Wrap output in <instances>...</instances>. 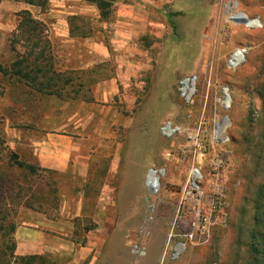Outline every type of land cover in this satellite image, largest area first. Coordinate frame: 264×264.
<instances>
[{"label": "rangeland", "instance_id": "obj_1", "mask_svg": "<svg viewBox=\"0 0 264 264\" xmlns=\"http://www.w3.org/2000/svg\"><path fill=\"white\" fill-rule=\"evenodd\" d=\"M101 1L0 0V264H21L20 226L68 245L31 264H126L130 252L133 264H242L237 240L249 231L264 156V0H244L261 24H245L239 38L229 28L241 24L226 11L232 0H215L218 33L208 28L190 41L202 48L179 51L167 48L180 39L170 17L160 36L140 26L126 33L118 10L141 0ZM27 15L41 22L39 39L20 28ZM56 137L75 141L81 161L40 164L36 143ZM179 219L193 224L184 231Z\"/></svg>", "mask_w": 264, "mask_h": 264}, {"label": "crops", "instance_id": "obj_2", "mask_svg": "<svg viewBox=\"0 0 264 264\" xmlns=\"http://www.w3.org/2000/svg\"><path fill=\"white\" fill-rule=\"evenodd\" d=\"M143 1L144 8L151 3L152 11L149 13L146 11H142L139 7L142 8L140 2ZM137 2L138 7L134 9L132 5L122 6L120 10H118V14L122 16L120 19H124L126 21L125 28L126 33H134V29L137 26L146 30L147 32L153 33L156 36H160V34L167 29V24L170 23L171 28H175L177 34H179L180 39L177 41H170L167 44L168 49H174L175 51L183 50L186 48H202V42L199 46L190 45V41H194L199 38L203 33L207 32L206 29L209 28V32L211 34L218 33V27H215L214 24H211V17L214 15L215 10V0H171L170 3H166L165 0H141ZM244 0H232V4L226 11L231 12L233 14L238 12H243L248 18L252 16L249 8H244L243 6ZM156 8V9H155ZM145 15V17H143ZM162 15V20L159 18ZM170 17L169 23H167L166 19ZM230 17V16H229ZM259 18L260 15H257ZM173 18V19H172ZM143 19V20H142ZM160 20V21H159ZM173 20V21H172ZM138 21H141L140 23ZM143 21V24H142ZM140 24V25H137ZM245 24H233L230 25L229 28L231 30L232 38H239L241 35L240 31L243 30V26ZM249 26V25H248ZM124 27V26H123ZM245 28V27H244ZM196 42V41H194ZM195 44V43H194ZM243 51V50H241ZM183 64L186 65L185 61ZM170 65L167 62L164 64V68L169 69ZM165 69V70H166ZM228 96L229 94L225 92ZM169 127H166V129ZM49 141V140H48ZM48 141L38 142L36 144H40L37 148L39 152H37V160L40 164L45 166H50L52 168L62 169L67 164L68 160L73 159L74 161H81L79 155L80 153L77 151V146L79 145L73 141L72 139H62L60 137H56ZM37 146V145H36ZM75 152V153H74ZM76 156V157H75ZM78 158V159H77ZM91 154H87L83 165L82 172H86L88 168V161L91 159ZM200 158V159H199ZM201 157H198L196 154L194 156L195 163L200 162ZM83 173V174H84ZM144 173V172H143ZM149 174V181L156 176L153 172ZM148 174V173H147ZM151 175V176H150ZM105 176V175H104ZM147 176V175H146ZM159 183V179L157 180ZM104 188L106 187V182H104ZM159 186V184H157ZM188 192V191H186ZM103 199L100 196V200ZM102 202H99V210L104 208L102 206ZM130 206V205H129ZM152 209L153 207H149V205H143L140 210L143 211L144 208ZM106 209V207L104 208ZM131 209V208H130ZM150 216L146 219V222H150L153 220L149 219ZM127 220V219H125ZM138 220V219H137ZM179 225H182L184 231H187L189 226L193 224V220L188 219H179ZM137 222L135 223V225ZM132 225V224H130ZM133 226V225H132ZM64 239L59 236H54L52 238L45 237L44 231L35 227H27L20 226L16 232V248L15 253L20 256H26L31 254H42L45 251H57L64 252V250L68 247L64 243ZM104 244V243H103ZM129 257L127 256L126 264H133L135 260L137 261V257H135V253L130 252ZM165 256V255H164ZM163 256V257H164ZM162 257V259H163ZM163 262V261H162ZM73 264V263H67Z\"/></svg>", "mask_w": 264, "mask_h": 264}, {"label": "trees", "instance_id": "obj_3", "mask_svg": "<svg viewBox=\"0 0 264 264\" xmlns=\"http://www.w3.org/2000/svg\"><path fill=\"white\" fill-rule=\"evenodd\" d=\"M92 1L97 2L98 6H101V0ZM27 2H29L30 4H42L44 0H27ZM39 25H41V22L39 20L32 18L30 15H27V17L22 20L19 26L26 38L34 37L39 39ZM19 63L20 61L15 62L16 65H19ZM262 67H264V64H262ZM21 70L22 69L18 67L15 72L21 74ZM24 75L28 76V72H25ZM258 95L261 100L263 126L262 137L264 138V80L258 86ZM250 125L253 126V123H250ZM17 156V153L13 151L11 152V157L15 159V164L18 167H26L30 172L34 171V167L23 163L22 161L17 159ZM259 164L261 166V178L260 181L256 184L255 189L252 193L251 202L253 214L249 226V231L246 234L245 241L242 242L241 237H239L237 240V243L239 245L245 243L246 246V255L242 264H264V156L261 161H259ZM36 257L41 258L40 255L33 254L29 255L28 257L19 256L18 260L21 264H31V262L27 259Z\"/></svg>", "mask_w": 264, "mask_h": 264}, {"label": "water", "instance_id": "obj_4", "mask_svg": "<svg viewBox=\"0 0 264 264\" xmlns=\"http://www.w3.org/2000/svg\"><path fill=\"white\" fill-rule=\"evenodd\" d=\"M229 18L232 19L233 21H236L238 23H244V24H248L249 23V20H250L243 12H238V13H235L233 15H230ZM186 81L187 80H185V82H183V86H186ZM180 90L182 91V88H180ZM182 93H184V92H182ZM225 95H226V97L228 96L226 93H225ZM225 118L227 119V117H225ZM150 172H153L155 174L156 173V170L149 169L148 174L146 176L145 183H146V186H147L148 190L150 192H154L157 189V180H158V177L157 176H154L153 181L152 182L149 181V174H150Z\"/></svg>", "mask_w": 264, "mask_h": 264}, {"label": "bare ground", "instance_id": "obj_5", "mask_svg": "<svg viewBox=\"0 0 264 264\" xmlns=\"http://www.w3.org/2000/svg\"><path fill=\"white\" fill-rule=\"evenodd\" d=\"M249 19H250V20H249L248 25L259 26V25L261 24V21H260L258 18H249ZM242 58H243V53H242V51H241V50H237V51H235V53H234V55H233L232 64L235 65L236 63H238L239 61H241ZM186 89H187V86H184V87L182 88V92H185ZM192 90H193L192 88H189V91H190V92H191ZM229 100H230V98L227 96V97H226V100H225V103L228 104V103H229ZM217 129H218V128H217ZM170 130H171L170 128H167V129H166L167 132H169ZM193 172H194V171H192V173H193ZM150 174H151V173H150ZM194 174H195V175L197 174L196 171L194 172ZM150 176H151V175H150ZM150 181L152 182L153 179L150 180ZM157 184H159V183L157 182Z\"/></svg>", "mask_w": 264, "mask_h": 264}, {"label": "built area", "instance_id": "obj_6", "mask_svg": "<svg viewBox=\"0 0 264 264\" xmlns=\"http://www.w3.org/2000/svg\"><path fill=\"white\" fill-rule=\"evenodd\" d=\"M169 2V1H168Z\"/></svg>", "mask_w": 264, "mask_h": 264}]
</instances>
